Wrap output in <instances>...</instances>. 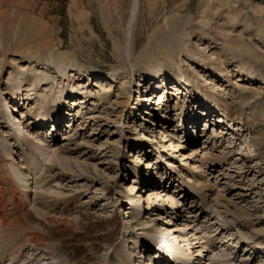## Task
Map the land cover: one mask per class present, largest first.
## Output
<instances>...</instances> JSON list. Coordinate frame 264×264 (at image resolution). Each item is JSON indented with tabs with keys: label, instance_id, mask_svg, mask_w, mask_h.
<instances>
[{
	"label": "rangeland",
	"instance_id": "rangeland-1",
	"mask_svg": "<svg viewBox=\"0 0 264 264\" xmlns=\"http://www.w3.org/2000/svg\"><path fill=\"white\" fill-rule=\"evenodd\" d=\"M205 3L0 0L2 162L17 173L2 150L8 142L15 153L13 164L25 158L28 165L37 163L32 155L49 154L50 163H39L49 165V183L42 182L38 197L25 200L29 214L39 220L36 204H51L56 196L48 189H58L65 198L52 213L76 224V231L65 234L53 227L44 250L25 245L14 260L0 255V264H151L152 249L159 248L150 247L154 241L175 248L174 256L181 259L186 257L178 251L193 248L194 259L185 264H264V0H214L205 24L198 26ZM186 49L194 58L186 60ZM34 65L53 75L39 80L24 100L26 78L33 71L21 76L19 66ZM168 74L169 82L161 85ZM203 75L213 85L207 89L213 98L205 97L200 106L194 94ZM102 82L107 94L97 87ZM51 83L62 86L59 93L43 94V86ZM176 83L184 84L181 90L189 91L191 99L185 101V93L172 85ZM38 90L56 96L65 107L55 118L64 123L73 118L68 128L61 125L53 132L48 121L35 127ZM78 99L84 104L76 108ZM208 99L240 130L221 125L227 134L204 132L202 117L191 130L193 141L183 138V122L202 116ZM69 109L71 118L66 117ZM13 124L25 131L19 137L33 140L27 142L30 147L16 143ZM161 130L167 136L178 133L183 141L174 136L172 141L181 147L166 142ZM195 147L199 154L192 153ZM58 148L64 154L54 155ZM133 185L136 189L130 192ZM154 186H159V196L146 193ZM33 198L37 202L31 204ZM25 224L36 227L35 222ZM205 227L214 234L206 245ZM185 237L191 245L182 241Z\"/></svg>",
	"mask_w": 264,
	"mask_h": 264
},
{
	"label": "bare ground",
	"instance_id": "bare-ground-1",
	"mask_svg": "<svg viewBox=\"0 0 264 264\" xmlns=\"http://www.w3.org/2000/svg\"><path fill=\"white\" fill-rule=\"evenodd\" d=\"M213 2H214V0H206V3L202 5V11H201V15L202 16H200L198 21L196 22L198 24V26H203V24H205L204 23L205 13L212 12L211 11V7L213 5ZM205 9H206V12H205ZM135 13H136V5L133 6L131 17H130V20H129V23H128V26H127V33H128V37L127 38H131V28H132V24H133L134 19H135ZM184 37H188V35L186 33H184ZM129 47H130V44H129L128 48ZM185 53L187 54V58H188L186 60L192 59L195 56L192 53V51L189 50V49H186ZM2 55H4V53H2ZM26 56H28V58H34L35 54L27 53ZM26 56H24V57H26ZM50 57H52V56L50 55ZM186 60H184V61L182 60V62H186ZM198 62H200V61L198 60ZM16 63L17 62H15V64ZM29 65H31V64H29ZM19 67H21V70L19 72V75H21V76H25V74H26L25 72L28 71V70L33 71L32 76L26 78L27 88L24 90V96L26 97V99H24V100H27V98L32 96L31 91L34 90L32 88H35L37 86L39 80L45 78V76H47V74H49L51 76L53 75L51 72H48L47 69L44 68V67L40 68V67H37L35 65H34L35 68H33V67L25 68L24 66H19ZM157 69H155V71H154L155 74L160 73V72H158ZM152 70H154V68H152ZM11 74L12 73H10V75ZM246 76H248V75H246ZM167 77H168V79H164L165 81H163V83H161V85L165 84V82H167V83L169 82L170 75L168 74ZM202 77H203L202 78L203 85L198 87V88H196V91H195V94H194L195 97L198 96V100L197 101L199 102L200 106L203 103V101L205 100L204 99L205 97L209 96L210 98H213V95L211 93H209L210 90L209 91L207 90L209 88L211 89L213 87V85L206 84L207 83V79L205 78V75H203ZM112 78H114V77H112ZM123 81H125V80H123ZM227 81L229 82L230 79H227ZM224 82H226V81H224ZM103 85L104 84L102 82L101 85L97 84V87L99 88L100 92H104L105 94H107L108 92H107V90H105L106 87L104 88L105 85L104 86ZM172 85L175 86V88H177L180 91H183L185 93V101L189 100V98L191 96L190 92L187 91V90L185 92V88H184V90H181L182 89L181 86L184 85L183 83H176V84H172ZM57 86L58 85L56 83H51V84L43 86L44 87L43 94L51 93V92L53 94L59 93L58 91H59L60 88H62V86H60L58 89H57ZM203 86H206L205 89L208 92L204 91V89L202 88ZM216 89H218V87H216ZM41 91L42 90H38L37 91L36 102L38 103V107H37L36 112H35L36 113L35 118L37 119V121L35 122L34 125L37 126L36 124H37V122L39 120H41V122H40L41 126H42L43 123H45V121L51 122L50 119L48 120V118L52 117L53 115H55L51 119L53 123H51L50 125L52 127L53 124L56 123L55 127L53 126L51 129H52L53 132L56 131V133H57V128H59L61 125L62 126H64V125L67 126V124L71 120H73V118L71 120H69L68 122H66V123H64L63 121L61 122L59 120H56L55 117L59 116V114L61 113V110H64L65 107L62 106V105L61 106L58 105L56 96H54V95H52V96H43ZM10 93H11V91H10ZM33 94H36V91H34ZM180 95H181V93H180ZM48 99H50V101H48V102L51 103L52 106H47L46 102H47ZM200 99H202V100H200ZM14 100L16 102L17 101V97H16V99L14 98ZM22 100H23V98H22ZM78 100H79L78 103H77V101H76V103H74L76 108L79 107L81 104H84V102L80 101L81 99H78ZM208 100H209L208 103H210V105H211V103H212L211 100L210 99H208ZM195 102H193V103H195ZM206 102H207V100H206ZM63 103H65V102H63ZM208 103L205 104V108L206 109L202 111L204 116L202 115V116H200L198 118V117H196V115H194L193 116L194 120L192 122H189L187 125H185L186 123L183 122V124H184L183 133H182L183 134L182 135L183 138L187 137L188 140L190 139L191 141H193L192 140L193 139V137H192L193 134H192L191 130H193L194 127L197 128L198 121H200L199 119H201L202 117H205V121L210 123V124L212 122H216L215 116L217 114L215 112H212V109H214V108L217 110L216 112H218V114H220V121H222V122L224 121L223 126L227 127L228 129H232V131H234V129L237 128V125H235V124L232 125L231 122L226 120V117H225L226 113L224 112L223 108H221L220 106H217L218 108H216V107L213 108L212 107L213 104L211 105V107H212L211 108ZM9 106H11V105H9ZM162 107H164V105ZM15 110L16 109L14 107V109L12 110V113ZM53 111L55 112V114H52ZM76 112H77L76 114L80 113L78 109L76 110ZM27 113H30L29 110H27ZM74 113H75V111H74ZM22 115L24 117L26 115V113L22 112ZM72 116H73V111L71 109H69L67 111V113H66V117L67 118L68 117L71 118ZM13 119L15 120V122L19 121V120L15 119L14 116H13ZM201 120L203 121V119H201ZM40 125L38 127H40ZM189 126H190V130L187 129V128H189ZM12 127H13V129L16 130V133L13 132L14 137L17 138L16 143L21 145V147L23 146L24 142L31 143L30 141H32V143H33V140L29 139L28 137H24V138L19 137L18 133L21 134V133L25 132V131H22V132L17 131L18 129L21 130L22 126L21 127H20V125H15L14 126V124H13ZM68 127L69 126H67V128ZM170 127H172L171 124H170ZM227 128H224V130L226 132L223 130V128H221V129L219 128V130H214V132H215V134H218V132L220 131L219 133L222 132V134H224V133L227 134L229 132V130H227ZM236 130L238 131L240 129L237 128ZM161 133H162L163 136H165L164 137L165 140L167 139L166 142H170L171 143L172 147L173 146H174V148L175 147L176 148L177 147L178 148L181 147V146H179L180 144L177 146L176 141L175 142L172 141V139H174V137H176V138H178L180 140L183 139L181 136H179L178 133H174V135H173L174 137L172 136V134H170V136H167L166 131L164 132V131L161 130ZM168 137H170V139H168ZM202 137H204V136H202ZM67 138H69V136H67ZM28 143H27V145L30 147V144H28ZM47 144L50 146V143H47ZM11 146H12L11 143L8 142L6 144V146L4 145V147H2V150H3L4 156H6L8 158V163L13 168L17 169V173H15V172H11L10 173L8 168L5 166V163L2 162V159H1V156H0V255L1 256H5V255L9 256L10 260H12V259L14 260L15 254H19V252H21V250L24 248L25 245H27L29 247H33L36 250H44L46 248V244L47 243L50 244V242H49L50 241V235L52 234V228L53 227L57 229V232H62V233L65 234V233H68V232H72L73 229H75V231H76V227H75L76 224L75 223H71L69 221H63V220H61L62 218H57V217H55V214L52 213V212H55V210L57 209V205L60 202L64 201L65 197L63 196V194L61 192L58 191V189H53L52 190L50 188L48 189V191H50L52 195H55L57 199L55 198V200L51 204H46L42 208L38 207L39 203H37L36 204L37 206L35 207V213L39 217V220L36 221L35 219H33V217L29 214V211H28L29 210L28 209L29 205L26 203L25 200H29L31 198V195H33V194H34V196H36V194H37V197H38V193L36 191H38L39 189L43 188L42 185H41L42 182H44V183L46 182L45 184L49 183L48 178L50 176L49 174L51 172V169H50V167H47V166H49L48 164L39 165V163L40 162H43V163L48 162L50 156H49V154L48 155L43 154L44 157L41 156L39 158H36V157H34L35 155H32V160H33V158L36 159L35 162L38 161L37 163L33 162V163L28 165V163H30V162L27 160V158H25V160H22V161L16 163V164H19L18 166H16V164H13V162L15 163L16 161H15L14 156H13V154H15V153L13 152V149H11L12 148ZM191 150H192V153H194L195 155H196V153H198V154L200 153V152H198L196 147L195 148H191ZM246 150H247V152L249 154L253 153L251 150H248V149H246ZM64 152L65 151L63 149H61V148L53 150V153H54V155L56 154V156L64 154ZM249 157H247V158H249ZM50 162L51 161H49L48 163H50ZM134 162H136V160ZM38 170H42V173H40L39 176L37 175L36 177H34V175H35L34 173L36 171H38ZM30 173H33V174H30ZM12 177L15 178L16 183L14 182V179ZM32 179H35V183L34 184L31 181ZM159 181L160 180H156V185L159 184ZM45 186H47V185H45ZM131 187L132 188H131L130 192H134L135 189H136L135 185H133ZM33 189H34V191H33ZM158 190H159V186L158 187L154 186L153 189L147 190L146 193H148V195H151V196L155 195V194H157V196H159L160 193H157ZM203 195L206 197L205 194H203ZM157 196H156V198H159ZM36 200H37L36 198H33L32 201L30 200L31 201L30 203L34 204V203L37 202ZM131 201H132V199H131ZM214 201L217 204L216 200H214ZM131 203H134V201L131 202ZM43 204H44V202H43ZM64 210H65V208L63 209V212H64ZM197 212H198V210H196L195 213L197 214ZM189 213H191V212H189ZM189 215H191V214H189ZM27 221L30 222V223L35 222L36 223V227L27 226V224H25ZM192 222H193V224H192L193 227L197 226V223L195 224L194 220ZM173 231H175V234H176L177 231L179 232L180 230L173 229ZM204 231L205 232H202V237H204V238H202V240L204 239L203 242L206 245L207 241H206L205 238H212L214 234L212 233V231H210L208 229V227L207 228L205 227ZM259 233L260 232H256V234H259ZM194 235H191L192 238H190V239H193ZM172 238L174 240L176 239L174 236ZM190 239L185 237V238H182V241L188 243V245H191ZM20 240H22L24 242V244H21ZM166 240H169V239L166 238ZM196 240H197V238H194V240H192V241H196ZM5 241H7V243ZM62 241L63 240H61V242ZM170 241L172 242V240H170ZM3 243H5V244H3ZM155 244L158 245V247H159L158 249L163 250V251L160 252L162 255L158 256V259L162 258L161 259L162 261L170 259V260L177 261V262L181 261L182 264H185L184 261L186 262L190 258L194 259L193 256L191 255L193 248H191V250L190 249H186V251H185V249H183V252H184L183 254L181 252H179V251L177 252V250H176V252L178 254H181V255L186 257L184 259H181V258H176L174 256V254H175L174 253L175 252L174 249L175 248L173 249V247L163 244V241H162V243H160L158 241H154L152 244H150V247L156 248L154 246ZM192 244H194V243H192ZM11 250H12L13 253H10ZM166 250H167V252H165ZM187 251H188V253H187ZM185 252H186V255H184ZM50 254L51 253H48L47 256H50ZM257 254H258V252H256V255ZM185 259H187V260H185ZM196 262H197V260H196ZM171 263L173 264V262H171ZM192 263H194V262H192ZM79 264H82V263H79ZM163 264H168V263H163Z\"/></svg>",
	"mask_w": 264,
	"mask_h": 264
}]
</instances>
